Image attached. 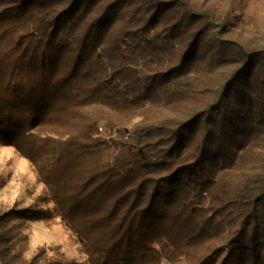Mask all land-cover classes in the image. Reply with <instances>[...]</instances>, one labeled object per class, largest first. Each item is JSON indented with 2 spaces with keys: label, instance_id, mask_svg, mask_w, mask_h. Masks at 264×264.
<instances>
[{
  "label": "trees",
  "instance_id": "trees-1",
  "mask_svg": "<svg viewBox=\"0 0 264 264\" xmlns=\"http://www.w3.org/2000/svg\"><path fill=\"white\" fill-rule=\"evenodd\" d=\"M3 41L0 139L53 205L0 212V264H48L52 216L90 264H264V0H0Z\"/></svg>",
  "mask_w": 264,
  "mask_h": 264
},
{
  "label": "rangeland",
  "instance_id": "rangeland-1",
  "mask_svg": "<svg viewBox=\"0 0 264 264\" xmlns=\"http://www.w3.org/2000/svg\"><path fill=\"white\" fill-rule=\"evenodd\" d=\"M2 46L4 41L0 42V48ZM65 110L51 117L48 125L54 132H61L66 136L77 128V116L70 114L68 109ZM102 125L100 132H103ZM3 140L0 139V212L14 206L51 209L53 204L44 199L46 189L32 162L11 143ZM20 145L28 148L26 141H20ZM21 233L27 242L23 253L26 260L41 252V261L45 260L48 264H57L58 261L64 264H90L75 236L63 225L59 217L23 220Z\"/></svg>",
  "mask_w": 264,
  "mask_h": 264
}]
</instances>
